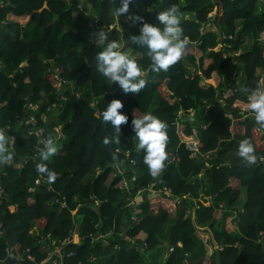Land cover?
I'll return each mask as SVG.
<instances>
[{"label": "trees", "instance_id": "trees-1", "mask_svg": "<svg viewBox=\"0 0 264 264\" xmlns=\"http://www.w3.org/2000/svg\"><path fill=\"white\" fill-rule=\"evenodd\" d=\"M82 2L85 10L75 12L64 0H0V129L32 118L46 136L54 124L62 125L65 135L55 155L44 161L57 174L50 183L36 171L41 159L33 158L35 140L26 135L28 127H16L8 150L13 159L0 164V264H15L17 255L30 258L20 264H42L48 251L34 225L58 241L70 233L80 237L65 246L62 264H264L263 127L255 118H239L243 108L251 111L248 96L264 76V0H135L122 16L115 14L120 0L73 4ZM173 5L189 42L175 65L155 73L147 49L130 39L142 26L131 17L160 26L158 13ZM207 24L233 36L237 63L213 51L217 33L206 31ZM101 30L141 68L146 83L139 93H124L97 72L95 56L102 49L94 42ZM238 74L243 83H235ZM63 83L66 102L52 121L47 109L59 102ZM113 100L121 101L119 111L128 122L119 126V143L104 145L115 132L101 114ZM178 112L184 121L176 119ZM145 113L167 124L166 153L178 159L166 160L156 177L143 163L132 131V120ZM244 139L255 148V164L236 155ZM188 141L197 144L195 159L185 147ZM130 161L136 179L127 193L122 187ZM150 187H165L173 198L157 195L141 202L137 221L124 239H115L122 219L130 215L127 197ZM62 199L64 208L57 203ZM236 207L242 213L230 218ZM106 228H113L115 238L107 239V246L100 240L93 244L92 237ZM10 248L16 251L8 254Z\"/></svg>", "mask_w": 264, "mask_h": 264}, {"label": "clouds", "instance_id": "clouds-1", "mask_svg": "<svg viewBox=\"0 0 264 264\" xmlns=\"http://www.w3.org/2000/svg\"><path fill=\"white\" fill-rule=\"evenodd\" d=\"M134 2L135 0H120V6L115 9V14L122 16L128 13L129 5ZM131 19L134 23L139 21L142 26L139 35L130 37V39L133 43L147 49L152 72H167L182 58L189 41L188 37L183 34L181 13L176 5L158 13L156 19L162 27L145 23L140 16H132ZM96 37L95 43L102 49L95 56L97 72L110 84H117L124 93H139L145 87L146 81L142 78L143 73L137 62L129 55L118 51V44L115 41H109L108 35L103 30L96 33ZM122 107L121 101L113 100L101 114L102 120L110 123L115 132L112 138H104V145L119 143V126L128 122V117L119 111ZM247 107L254 114L255 121L264 127V89L251 91ZM167 127L164 121L151 113H145L142 118L132 120V131L136 137L137 150H143V163L153 177L161 173L167 160ZM9 140L14 143V138L7 136L5 130L0 129V164H7L13 159V154L7 148ZM41 143L43 144V150L40 153L41 163L36 165V171L38 174L46 175L48 181L52 183L57 174L50 170L44 161L54 156L57 148L51 138ZM236 155L247 165L257 162L255 148L248 139L240 141ZM112 160L114 162L118 160L115 153L112 154Z\"/></svg>", "mask_w": 264, "mask_h": 264}, {"label": "built area", "instance_id": "built-area-1", "mask_svg": "<svg viewBox=\"0 0 264 264\" xmlns=\"http://www.w3.org/2000/svg\"><path fill=\"white\" fill-rule=\"evenodd\" d=\"M232 40H233V36L220 33L218 35L217 45L213 49V51L221 53L222 57L224 59H230V60L234 59V61L231 60V62L237 63L236 58L239 55V53H234L231 50ZM65 88H66V84L63 83L62 88L60 89L59 95H58L59 102L51 105L47 109V112L50 115V119L52 121L56 120L58 118V116L61 114L64 103L66 102V98L63 96V94H61ZM259 89H264V80H262V79L260 80V88ZM27 105H28L29 109L35 110V108H33L31 104H27ZM243 112H245V111H243ZM188 115H193V111L190 110ZM252 115L254 116V114H252ZM182 116H183L182 113L178 112L176 119L181 120ZM24 125L28 127V128H24L26 135L29 137H32L35 140V144L32 148L33 149V158L39 157L41 151L43 150V144L41 143V141H46L47 139L51 138L54 141L55 146L58 150L60 148L61 142L63 140H65V135L62 133V125H58V124L52 125L51 134L49 136H46L43 129H41L35 125V121L32 118L27 119V120L17 119L15 121L14 125L6 127L3 130H5L7 136L13 137L14 141H15V136L13 135V133L15 132L16 127L18 126V128H19L20 126H24ZM175 125L178 126L177 121L175 122ZM192 134L196 135V131H193ZM12 146H13V142L11 140H9V142L7 144L8 150L11 149ZM185 147L190 152V158H192V159L197 158V155H198L197 152L198 151H197L196 142L188 141L185 143ZM167 160L169 163L174 162V161L175 162L178 161L177 157L172 153H167ZM128 167H130V172L127 174L126 177H124L123 187H122V189L125 190L127 193L131 189H133V183L135 182V179H136V170L134 167V162L130 161ZM40 182L41 181L36 180L35 185H39ZM141 195L146 196L145 201L148 198L155 197L157 195L167 196L169 198H173L171 191L165 187H161L160 189H158L156 191L152 190V187H150L148 189L138 190L133 197L129 196L126 199V201H127V208L126 209H127L128 213H130V215H128L129 216L128 219L130 218V220H131V222L129 221L130 223L137 221V217L135 216L134 213L140 212L139 202H137V198ZM186 197L187 196H184V198H186ZM3 199H4V191L0 186V203L2 202ZM57 203L60 204V207H62V208L66 207V201L64 199H62L60 202L57 201ZM175 203H177L179 206L181 204V200L179 198H175ZM205 204L207 206H209V205H211V201L210 200H209V202L205 201ZM217 208L221 209V205H218ZM196 209H198L197 204L193 208V211L191 212V216H194V211ZM241 213H242V211L240 210L238 212V215H236L235 217H238ZM33 232L35 233V230H33ZM3 235H4V230L2 227V223L0 222V237H2ZM70 236L71 237L67 238L61 246H53V250L51 253L52 258H54L53 264H62V259L64 257L63 251H64L65 246H67L69 244H75L77 242L76 239H77L78 235L74 236L72 233H70ZM97 238L99 239L100 237L98 236ZM49 240H50V237L46 236L43 240V243L46 241H49ZM96 240H97L96 237L92 238V242H94ZM48 246L50 247V245H48ZM6 251L8 254H11L12 252H14L16 250H15V248H10V249H7ZM170 251H172V250H170ZM13 259H15V262L23 261V259L18 255L13 256ZM27 259H30V258L27 257Z\"/></svg>", "mask_w": 264, "mask_h": 264}, {"label": "crops", "instance_id": "crops-1", "mask_svg": "<svg viewBox=\"0 0 264 264\" xmlns=\"http://www.w3.org/2000/svg\"><path fill=\"white\" fill-rule=\"evenodd\" d=\"M212 28H214V26L213 25H210V24H207V27H206V31L207 30H210V31H213V29ZM214 32V31H213ZM216 32V31H215ZM217 33V32H216ZM220 33L218 32L217 33V41H218V35H219ZM241 75V74H240ZM243 81H244V77H243V74H242V83H243ZM118 173L119 174H121V171H118ZM145 199H146V196H144V198H142L141 196H139L138 198H137V202H139V204L141 203V202H143V201H145ZM241 200H243V195H241ZM206 201H208L209 202V200H206ZM80 208V205L78 206V209ZM94 208H96V207H94ZM241 210V208L240 207H236L234 210H232V212H231V216H230V218H233V217H235L236 215H238V212ZM242 211V210H241ZM128 217L129 216H124V218L122 219V227L120 228V230H119V233L116 235L117 236V238H115L114 237V234H113V228H106V229H103V230H101L100 232H99V234H96V235H94L93 237H96V241H98V240H100L101 241V243H102V245L103 246H107L110 242L109 241H106L107 239H109V240H113V238H115V239H117V240H119V239H121V238H125V234H126V232L129 230V228H130V225H131V223L129 222V220H128ZM33 230H35V233L34 234H36V235H38V236H40V238H41V241H40V244L42 245V246H44L45 248H46V250L48 251L47 253H48V255H47V257L45 258V260L42 262V264H53V260H54V258H52V256H51V253H52V250H53V246H61L64 242H65V240L67 239V238H69V237H71L70 236V234L68 235V237L65 239V240H63V241H58V240H56L55 238H52V236H50V235H42L41 234V232L38 230V228H37V226L36 225H34L33 226V229H32V231ZM100 237L99 239L97 238L98 236ZM46 236H49L50 237V240L49 241H46V242H44L43 243V240H44V238L46 237ZM92 237V238H93ZM79 238V239H78ZM76 239V238H75ZM76 241L79 243V241H80V237L78 236L77 237V239H76ZM96 241H94V242H92L93 244L96 242ZM76 242V243H77ZM48 245H50V247L48 246ZM166 245V244H165ZM27 257H29V256H26V257H24V258H26L27 259ZM24 258H22V259H24ZM14 261H15V259H13ZM27 260H29V259H27ZM21 262H15V264H20Z\"/></svg>", "mask_w": 264, "mask_h": 264}, {"label": "rangeland", "instance_id": "rangeland-1", "mask_svg": "<svg viewBox=\"0 0 264 264\" xmlns=\"http://www.w3.org/2000/svg\"><path fill=\"white\" fill-rule=\"evenodd\" d=\"M64 1H66L67 3H68V5L69 6H75V7H73L74 8V10H75V12H79V11H84L85 10V6L83 5V2H82V5L81 4H78V5H76V4H73L74 3V0H64ZM86 9H88L87 8V6H86ZM88 11V10H87ZM88 12H90V11H88ZM211 25V24H210ZM213 29V31H217V29H216V27H214V28H212ZM97 39V38H96ZM244 41H245V44L247 45V44H249V39L248 38H245L244 39ZM94 45L96 46V48L98 47L97 45H96V43L94 42ZM99 51H101V50H99ZM232 61H234V59H231ZM262 80H264V77L262 78V76L260 77ZM218 79L219 78H217L216 76L215 77H213V81H218ZM234 80H235V83H237V84H239V83H241L242 82V74L241 75H237V77H235L234 78ZM66 84V83H65ZM67 85V84H66ZM226 86L227 87H230V84H229V81L227 80V82H226ZM84 97H88V95H87V93L85 92L84 93V95H83ZM243 111H245V112H243ZM253 113H251V111H249L247 108H243L242 110H241V115H240V119H243V118H254V116L252 115ZM182 119H183V121H184V119H186V117H182ZM262 133H264V127L262 128ZM122 169V168H121ZM144 196L145 195H141V197L142 198H144ZM190 215H191V213H190ZM176 217V214H173V215H171V218L173 219V218H175ZM192 218H193V216H191ZM130 222H131V220H130V218L128 219ZM167 231V230H166Z\"/></svg>", "mask_w": 264, "mask_h": 264}, {"label": "water", "instance_id": "water-1", "mask_svg": "<svg viewBox=\"0 0 264 264\" xmlns=\"http://www.w3.org/2000/svg\"><path fill=\"white\" fill-rule=\"evenodd\" d=\"M92 210H93L97 215L100 214V208H99V207L92 208Z\"/></svg>", "mask_w": 264, "mask_h": 264}]
</instances>
